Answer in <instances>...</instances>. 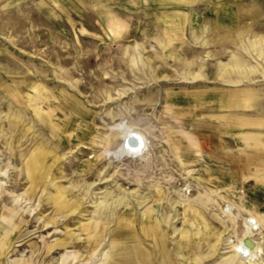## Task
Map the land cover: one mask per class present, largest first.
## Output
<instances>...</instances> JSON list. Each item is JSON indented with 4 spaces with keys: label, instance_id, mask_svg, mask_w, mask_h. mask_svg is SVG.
Masks as SVG:
<instances>
[{
    "label": "rangeland",
    "instance_id": "obj_1",
    "mask_svg": "<svg viewBox=\"0 0 264 264\" xmlns=\"http://www.w3.org/2000/svg\"><path fill=\"white\" fill-rule=\"evenodd\" d=\"M262 169L264 0H0V264H264Z\"/></svg>",
    "mask_w": 264,
    "mask_h": 264
},
{
    "label": "bare ground",
    "instance_id": "obj_2",
    "mask_svg": "<svg viewBox=\"0 0 264 264\" xmlns=\"http://www.w3.org/2000/svg\"><path fill=\"white\" fill-rule=\"evenodd\" d=\"M121 131H123L124 133V143L121 145L120 149H119V152L121 155H139L141 152H142V149L141 148H138L134 142V140L132 141L133 138H137V137H140L139 134H134L131 130H129L128 128L126 127H121ZM138 139V138H137ZM143 147V146H142ZM142 156V155H141ZM232 209V208H231ZM151 217V216H150ZM255 222V221H254ZM252 224V223H251ZM258 224V223H257ZM260 227V225H258ZM258 228V227H257ZM240 244H242L243 246H246V247H250L252 245V242L249 238H245L243 239ZM238 248L239 247H236L235 248V253L236 255L238 253H240L241 251L238 252ZM75 258V255L72 254V253H66L65 255H63L62 257V263L63 264H67L71 258Z\"/></svg>",
    "mask_w": 264,
    "mask_h": 264
},
{
    "label": "crops",
    "instance_id": "obj_3",
    "mask_svg": "<svg viewBox=\"0 0 264 264\" xmlns=\"http://www.w3.org/2000/svg\"><path fill=\"white\" fill-rule=\"evenodd\" d=\"M241 66V64L239 65V61H235V64H234V68H236L237 70H240V67ZM239 125L240 126H242V127H246V126H251L252 124H250V123H239ZM243 139H245L246 141L247 140H249L251 137L250 136H254V135H252L251 133H246V132H240V134H239ZM260 158V157H259ZM259 158L258 157H256L255 159L256 160H259ZM254 159V160H255ZM262 171V175H261V177H260V179H259V181H261V182H264V169H262L261 170ZM133 244H135V243H133Z\"/></svg>",
    "mask_w": 264,
    "mask_h": 264
}]
</instances>
